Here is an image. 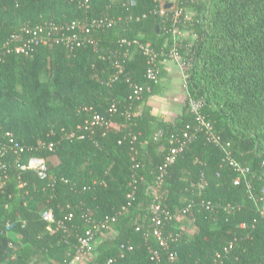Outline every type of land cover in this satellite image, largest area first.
<instances>
[{
    "label": "trees",
    "instance_id": "1",
    "mask_svg": "<svg viewBox=\"0 0 264 264\" xmlns=\"http://www.w3.org/2000/svg\"><path fill=\"white\" fill-rule=\"evenodd\" d=\"M160 6L165 16L156 13ZM174 8L182 9L176 21ZM93 18L107 20L93 30L94 44L39 45L27 55L14 51L19 37L26 36L24 28ZM174 30L190 35L175 40ZM122 38L149 42L158 52L156 80L146 78L147 58L121 45ZM173 41L190 95L202 100V113L219 143L250 167L251 193L260 196L264 0H0V141L5 144L0 146V264L63 262L74 255L91 221L105 216L115 218L114 230L95 256L86 254L87 264H264V215L244 183H233L235 173L222 160V147L196 129L188 100L167 119L153 117L145 104L160 88L162 61ZM116 60L123 66L120 73ZM134 85L143 87L138 98ZM92 112L116 127L78 129ZM70 131L74 136L68 138ZM6 132L22 153L8 146ZM80 134L84 138L78 139ZM179 144L181 152L156 183L159 166ZM33 155L44 158L45 179L19 167ZM202 178L207 185L199 195ZM154 191L173 215L161 221L165 246L153 235ZM202 199L210 200L214 211L202 206ZM188 204L190 210L182 214ZM49 208L57 220L73 214L68 233L47 230L41 213ZM177 214L193 220L197 230L191 236L177 225ZM230 242L231 249L215 261V252Z\"/></svg>",
    "mask_w": 264,
    "mask_h": 264
},
{
    "label": "built area",
    "instance_id": "2",
    "mask_svg": "<svg viewBox=\"0 0 264 264\" xmlns=\"http://www.w3.org/2000/svg\"><path fill=\"white\" fill-rule=\"evenodd\" d=\"M133 2H131L132 4ZM156 13L159 16H165L166 11L163 7H159L156 11ZM172 13L173 21H176L178 17L182 13V9L180 8H174ZM107 20L104 19H91L90 22H81V21H71L67 24H54L52 23H44L41 25H36L34 27L24 28L23 32L25 33V37H19V40H21L20 44H18L15 48V52L23 53L25 55L29 54L30 52L35 49L36 46L43 45V46H49L52 43H59L62 42L65 44L69 49H73L75 47H79L81 45L85 44H94L95 39L93 36V30L96 28H99L103 26L106 23ZM178 31H173V36L175 40H178L176 37ZM18 36V35H16ZM121 45H125L128 47H135L137 48L146 58H147V69H146V78L148 80H156L158 78L159 73V54L154 48L151 46L149 42H142L138 40L137 38L133 39H126L122 38L120 40ZM177 42L173 41L170 48L166 52L167 58L175 60L181 70H182V89L186 99L188 100V108L191 111V113L194 115L195 120L197 122V128L196 129H203L210 137H212V141L216 144H219L224 153H223V161L233 169L235 175L233 178L234 184H240L244 183L245 187L247 188L248 193L250 194V197L256 202L258 206V211L260 215H263L264 213V184L261 187L260 196L258 198H255L253 194L251 193L250 188V180L248 178V175L250 174V167L248 165H244L241 162H239L229 150L224 148L218 141V138L213 133V128L211 122L205 118V116L202 113L203 108V102L200 99H196L193 96L190 95V91L187 84V73H185L184 69V63L182 62V59L178 53L177 49ZM125 49L122 52L123 57L128 55V49ZM3 61V56L0 54V62ZM114 67L117 70V73H120L122 71V63L120 60H116L114 62ZM143 87L140 85H134L133 89V95H135L136 98L139 97V94L141 92V89ZM115 103H112L110 107V111L114 112L116 109ZM126 116H129L126 114ZM109 125L108 121H105L103 116L96 112H92L89 119H85L82 124L78 125V129L87 130L92 126L95 125ZM74 136V131H70L67 133V137L71 138ZM184 136H186V133H184ZM4 138H6V142L8 146L14 150L16 153L20 154L24 151V148L20 146L14 139L11 137V134L9 132H6L4 135ZM78 139L84 138L83 134H80L77 136ZM5 144L0 141V146L5 147ZM48 148H53V143L50 142L48 144ZM182 150V144L173 146L167 156L164 159V162L162 165L159 166L158 171L159 174L156 176V183L160 184L163 181V174L165 171V168L174 163L177 155ZM223 164L220 163V166ZM262 165L264 166V158L262 159ZM22 169H32L36 172L37 176L41 179H45L48 176V167L43 157L40 156H30L25 163H20L19 165ZM217 176H219V173H217ZM95 183V182H93ZM206 181L202 178L200 179V182L198 184V193L199 195H202V192L204 188L206 187ZM89 188V187H87ZM133 192L127 194L128 201L127 204H131V200L133 198ZM154 200L150 205V209L152 211L151 216V222L153 223L154 229H153V235L156 237L160 245H166V242L161 234L160 231V225L162 218H172V214L169 213V211L164 210L160 204L156 201L157 198V192H153ZM201 205L204 206L209 211H214V204L210 202V200H201ZM191 208V204H188L181 213L184 214L187 211H189ZM126 209V206L124 207ZM41 217L43 220L47 222V230L50 233L55 232V230H61L64 233L69 232L70 226H68L67 222H70L73 218V214L71 212L67 213L62 220L55 219V216L53 214V210L51 208L44 210L41 213ZM115 221L114 217L105 216L101 220L91 221V225L84 229L83 233L78 237V246L75 250V253L72 257L64 259L63 262H53L52 264H76L78 260L84 256L87 251H89L91 244L95 241L98 233H100L103 230H106L109 228L110 223ZM123 247V246H122ZM232 243L225 245L221 252L217 251L214 255V260L216 261L221 257L222 254H226L229 249H231ZM131 249V246L129 247ZM151 257L157 258V254L155 251L150 250ZM171 260L176 259L177 254L176 252H171L169 255Z\"/></svg>",
    "mask_w": 264,
    "mask_h": 264
},
{
    "label": "crops",
    "instance_id": "3",
    "mask_svg": "<svg viewBox=\"0 0 264 264\" xmlns=\"http://www.w3.org/2000/svg\"><path fill=\"white\" fill-rule=\"evenodd\" d=\"M190 32L188 30L178 31L176 37L182 39V37H188ZM173 59L165 58L162 63L165 73L160 77V88L157 93L150 96L146 101V106L150 109L151 114L155 118L167 119L170 116H175L181 112L185 102V96L182 89V70L179 64ZM109 125L116 127L113 122ZM97 236L91 246V257L98 253L97 246L102 239ZM101 240V241H100ZM84 259V260H83ZM83 262L81 263V261ZM90 260L87 255L82 256L76 264H87ZM85 261V263H84Z\"/></svg>",
    "mask_w": 264,
    "mask_h": 264
},
{
    "label": "rangeland",
    "instance_id": "4",
    "mask_svg": "<svg viewBox=\"0 0 264 264\" xmlns=\"http://www.w3.org/2000/svg\"><path fill=\"white\" fill-rule=\"evenodd\" d=\"M44 20L48 21V18H46ZM263 215H264V213H263ZM176 221H177V225H179V227L183 230V232H185L188 236H191L197 230V227L194 224L193 220L190 219L188 216H184L182 214H177L176 215ZM113 230H114V228L111 225L108 229L102 231V234L100 235L99 238L102 239L101 237H105L106 235H109ZM94 244H97V243H92L91 246H94ZM90 252H91V249H89V251H87L86 254H89ZM83 260L81 261V263L83 262ZM84 263H85V261H84Z\"/></svg>",
    "mask_w": 264,
    "mask_h": 264
}]
</instances>
